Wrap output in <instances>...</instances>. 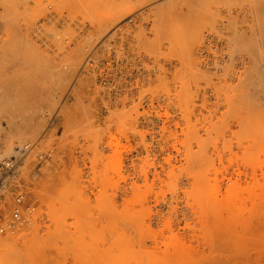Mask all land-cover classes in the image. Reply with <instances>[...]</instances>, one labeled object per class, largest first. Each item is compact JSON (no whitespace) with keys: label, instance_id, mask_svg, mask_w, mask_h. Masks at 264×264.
I'll use <instances>...</instances> for the list:
<instances>
[{"label":"rangeland","instance_id":"rangeland-1","mask_svg":"<svg viewBox=\"0 0 264 264\" xmlns=\"http://www.w3.org/2000/svg\"><path fill=\"white\" fill-rule=\"evenodd\" d=\"M50 1L0 0V264H264V0Z\"/></svg>","mask_w":264,"mask_h":264},{"label":"built area","instance_id":"built-area-1","mask_svg":"<svg viewBox=\"0 0 264 264\" xmlns=\"http://www.w3.org/2000/svg\"><path fill=\"white\" fill-rule=\"evenodd\" d=\"M25 2H33V0H23ZM43 4L45 5V9L49 12L52 11V3L50 0H42ZM51 14H46L45 17H42V19H51ZM17 156H11L10 158L0 160V187L5 185V182L7 181V178L11 175V173L16 168L17 162H18ZM21 199L22 194L19 193L15 197V205L12 208L11 211V217L12 220H20L22 218L21 216Z\"/></svg>","mask_w":264,"mask_h":264},{"label":"bare ground","instance_id":"bare-ground-1","mask_svg":"<svg viewBox=\"0 0 264 264\" xmlns=\"http://www.w3.org/2000/svg\"><path fill=\"white\" fill-rule=\"evenodd\" d=\"M263 3V2H262ZM264 5V3L262 4V6ZM264 8V7H263ZM29 35V34H28ZM3 37V36H2ZM26 37H27V34H26ZM5 38V37H4ZM30 38V37H29ZM34 39V38H33ZM9 40V39H8ZM11 40H13V38L11 39ZM6 42V41H5ZM7 43V42H6ZM8 43H10V42H8ZM12 43V42H11ZM11 43H10V45H11ZM4 45V47L6 46L5 44H3ZM9 46V45H8ZM1 47V46H0ZM3 47V46H2ZM7 47V46H6ZM3 49V48H2ZM9 49V48H8ZM1 53V52H0ZM61 74V73H60ZM73 76V75H72ZM61 79V78H60ZM52 81V80H51ZM69 81H70V79H69ZM0 83H1V81H0ZM50 85V84H49ZM0 87H1V85H0ZM76 88V87H75ZM4 90V89H3ZM61 90V89H60ZM80 90V89H79ZM2 91V90H1ZM5 91V90H4ZM36 91V90H35ZM40 91V90H39ZM78 91V90H77ZM79 92V91H78ZM62 93V92H61ZM1 94H2V92H1ZM46 94V93H45ZM60 94V93H59ZM75 94H77L76 92H75ZM79 94V93H78ZM43 95V94H42ZM68 95V94H67ZM73 95V94H72ZM45 96V95H44ZM58 96V95H57ZM77 96V95H76ZM75 96V97H76ZM2 97V96H1ZM4 97V96H3ZM58 97H60V96H58ZM78 97V96H77ZM45 98H47V97H45ZM81 98V97H80ZM1 100V99H0ZM79 100H81V99H79ZM76 101V100H75ZM48 102V101H47ZM58 102V101H57ZM76 103V102H75ZM81 104V103H80ZM83 105V104H82ZM86 105V104H85ZM60 106V105H59ZM84 106V105H83ZM85 107V106H84ZM59 108V107H58ZM84 109V108H83ZM59 110H64V109H60L59 108ZM59 110H58V112H59ZM79 112H81V111H79ZM51 113V112H50ZM48 115V114H47ZM63 115V114H62ZM96 115V114H95ZM71 117V116H70ZM85 117V116H84ZM64 118V117H63ZM72 118V117H71ZM68 119V118H67ZM84 119V118H83ZM67 121V120H66ZM88 123V122H87ZM73 124V123H72ZM45 125V124H44ZM43 125V126H44ZM67 125V124H66ZM65 125V126H66ZM80 125V124H79ZM86 125V124H85ZM96 128V127H95ZM100 128V127H99ZM82 129V128H81ZM91 129H89V131H90ZM98 130V129H97ZM95 131V130H94ZM81 134V133H80ZM99 134V133H98ZM83 135H85V134H83ZM94 135V134H93ZM100 136V135H99ZM98 136V137H99ZM96 137H97V135H96ZM84 138V137H83ZM100 138V137H99ZM82 141V140H81ZM99 141H100V139H99ZM97 144H98V142H96ZM96 144V145H97ZM73 145V144H72ZM92 145V144H91ZM79 146V145H78ZM90 147V146H89ZM83 148V147H82ZM86 148V147H85ZM86 150V149H85ZM72 151V150H71ZM80 151V150H79ZM95 152H96V150H95ZM100 152V151H99ZM93 153V152H92ZM71 154V153H70ZM84 154H85V151H84ZM95 154V153H94ZM75 155V154H74ZM73 156V155H72ZM79 156V155H78ZM74 157V156H73ZM60 180V179H59ZM133 251V252H132ZM131 252L132 253H134V250H132ZM133 255V254H132ZM133 258H135V257H133ZM131 260V259H130Z\"/></svg>","mask_w":264,"mask_h":264}]
</instances>
